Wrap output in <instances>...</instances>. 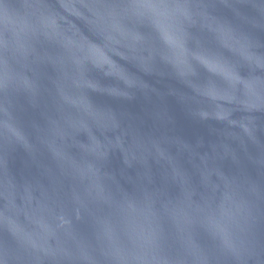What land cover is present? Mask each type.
I'll use <instances>...</instances> for the list:
<instances>
[{
	"label": "water",
	"instance_id": "1",
	"mask_svg": "<svg viewBox=\"0 0 264 264\" xmlns=\"http://www.w3.org/2000/svg\"><path fill=\"white\" fill-rule=\"evenodd\" d=\"M0 264H264V0H0Z\"/></svg>",
	"mask_w": 264,
	"mask_h": 264
},
{
	"label": "snow or ice",
	"instance_id": "2",
	"mask_svg": "<svg viewBox=\"0 0 264 264\" xmlns=\"http://www.w3.org/2000/svg\"><path fill=\"white\" fill-rule=\"evenodd\" d=\"M100 3L104 4H136V5H156V4H168L173 2H181V0H98ZM98 56L100 53H96ZM205 63H208V61H204ZM213 71H220V68L217 66H212ZM225 78H228V73L223 72L222 73Z\"/></svg>",
	"mask_w": 264,
	"mask_h": 264
}]
</instances>
